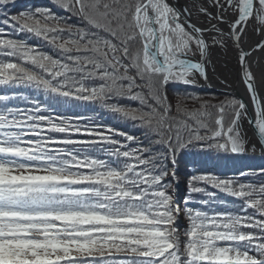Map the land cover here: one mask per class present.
<instances>
[{
  "label": "snow or ice",
  "instance_id": "1",
  "mask_svg": "<svg viewBox=\"0 0 264 264\" xmlns=\"http://www.w3.org/2000/svg\"><path fill=\"white\" fill-rule=\"evenodd\" d=\"M52 2L67 15L35 7L2 23L53 54L0 28V57L14 58L0 59L13 91L0 93V264H264V182L193 174L183 208L169 191L180 158L264 156V97L246 59L264 51V0ZM249 28L260 39L245 50ZM229 46L254 117L243 98L190 91L209 83L212 50ZM66 105H98L143 139ZM250 175L264 168L239 173ZM200 184L239 211L215 210L217 193ZM193 193L207 211L189 206Z\"/></svg>",
  "mask_w": 264,
  "mask_h": 264
},
{
  "label": "trees",
  "instance_id": "2",
  "mask_svg": "<svg viewBox=\"0 0 264 264\" xmlns=\"http://www.w3.org/2000/svg\"><path fill=\"white\" fill-rule=\"evenodd\" d=\"M13 4L15 6H13ZM35 7H48L53 12H55L57 15H67L63 10L59 9L52 0H11V2L8 4L5 8H0V28L4 29V32L7 34L5 38H14V39H23L26 40L30 45L37 46L41 51L53 54V49L48 47L46 42H43L42 40L35 38L31 34H28L26 32H18L15 31L13 28H11L9 25H4L2 23L3 19L5 18V13H7L8 16L18 14L19 11H24L28 9L34 10ZM30 36V37H29ZM4 60L14 59V58H8V57H2ZM0 57V59H2ZM16 92L23 93L24 95H31L32 90L30 89H16ZM190 91H194L201 95L205 100H210L212 103H218L221 100H224L227 98H232L229 95H222V94H216V93H209L204 92L200 88L196 89H190ZM7 92V94H13V91L10 89H5L3 86H0V93ZM36 95L39 96V93H36ZM43 99V97H41ZM122 103H127V101H121ZM133 107H138V102H132ZM190 106H192L190 104ZM95 107L96 111H89L85 107H75L72 105H66L63 108H59L58 111H61L65 114H71L72 112H78L87 116L92 117L95 121L102 123L106 126H110L116 129H119L120 131H126L129 134L135 135L139 137L140 139H143L142 131L136 127H133L131 122H126L123 120H120L118 118H115L111 113L106 112L104 109L100 108L98 105L91 106ZM230 119V116H226V124L228 120ZM134 146V145H133ZM107 158V157H102ZM200 157H196V161L198 163ZM205 158V157H203ZM217 160V163L215 162ZM225 163L228 164H236L239 169L235 171H230L229 169H222L221 166ZM261 168H264V158L260 157H245L244 155H237V154H221L217 156L216 154H213L211 158L203 159L201 163L198 164V166H195L190 159L189 156L180 158L178 161V164L176 166L177 169V182L181 189L183 190V193L181 192V195L177 194L174 190V180L169 181L171 187L169 188V191L174 195L176 201L180 203V206L183 208L184 206V198L189 196V187H185L186 184L189 183L190 176L193 174H202V173H211L220 177H238L239 179L245 181V182H253V183H260L264 182V176L260 175H250L247 177H239V173L241 171L245 172H253L258 173ZM199 186L207 188L208 191H213L217 193V203L213 205L215 210L217 211H239L242 202L237 200L236 198L230 197L224 193H220L218 190L213 189L210 185L200 184ZM204 198L201 194L193 193L192 194V203H190L189 206L201 208L202 210H208L206 206H202L198 203L200 199ZM221 201L223 203H221ZM249 214H252L253 210H248ZM181 224L186 226L187 221L185 219H181ZM183 238V237H182Z\"/></svg>",
  "mask_w": 264,
  "mask_h": 264
},
{
  "label": "bare ground",
  "instance_id": "3",
  "mask_svg": "<svg viewBox=\"0 0 264 264\" xmlns=\"http://www.w3.org/2000/svg\"><path fill=\"white\" fill-rule=\"evenodd\" d=\"M201 20L203 18L201 17ZM260 39L256 33L249 28L247 32V36L242 38L241 46L245 50H249L252 48L255 43ZM247 63L249 70L251 71L253 77L255 78L257 90L260 93L261 97H264V51H256L251 54V56L247 57ZM209 74V83L203 85L204 87H200L204 92H215L209 90L210 88L221 89L222 91L228 92L222 95H229L230 97L235 98H243V100L248 105L249 113L254 117V109L250 101V97L246 92L244 84L241 82V75L239 70V65L237 63V55L236 50L229 46L226 51H222L219 48H215L211 52V64L208 67ZM230 86V87H229ZM264 103V100H262ZM242 130L247 134V137L255 139L253 128L247 123V121H243ZM245 157H262L260 153H247L243 154ZM187 157V156H186ZM190 159L195 160L193 163L195 166H198L199 163L203 161V159H208L207 157H200L197 163L196 157L189 156ZM217 163V160H215ZM222 169H229L230 171L238 170L239 167L236 164H228L225 163L221 166ZM188 184L185 185L187 188ZM174 190L177 194L181 195L183 190L179 186L177 180H174Z\"/></svg>",
  "mask_w": 264,
  "mask_h": 264
},
{
  "label": "water",
  "instance_id": "4",
  "mask_svg": "<svg viewBox=\"0 0 264 264\" xmlns=\"http://www.w3.org/2000/svg\"><path fill=\"white\" fill-rule=\"evenodd\" d=\"M202 87H204V86H202ZM209 90L217 91V92H221V93H228V92L222 91L221 89H216V88H210Z\"/></svg>",
  "mask_w": 264,
  "mask_h": 264
},
{
  "label": "rangeland",
  "instance_id": "5",
  "mask_svg": "<svg viewBox=\"0 0 264 264\" xmlns=\"http://www.w3.org/2000/svg\"><path fill=\"white\" fill-rule=\"evenodd\" d=\"M1 27V26H0ZM30 37V36H29ZM48 47H50L51 48V46H49V45H47ZM2 58V57H1ZM3 59V58H2ZM200 89H202V88H200ZM203 90V89H202ZM209 93H216V94H226V93H221V92H217V91H215V92H209Z\"/></svg>",
  "mask_w": 264,
  "mask_h": 264
}]
</instances>
